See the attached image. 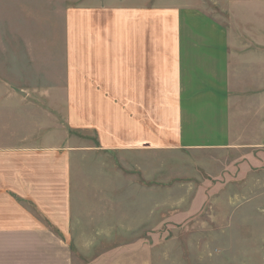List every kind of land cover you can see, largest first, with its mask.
Returning <instances> with one entry per match:
<instances>
[{
  "label": "crops",
  "instance_id": "0c3cea01",
  "mask_svg": "<svg viewBox=\"0 0 264 264\" xmlns=\"http://www.w3.org/2000/svg\"><path fill=\"white\" fill-rule=\"evenodd\" d=\"M239 1L264 0L228 5ZM258 11L250 16L263 18ZM228 16L231 24L256 23L242 13ZM231 27L193 0H0V80L9 79L13 55L29 65L37 63L32 50H49L43 64L50 65V50L58 48L64 78L62 112L46 93L41 121L21 111L16 116L26 122H8V96L0 92V124L38 128L12 146L0 138V193L18 208L0 224L13 225L10 232L55 234L29 203L68 232L72 159L80 151L128 157L229 147Z\"/></svg>",
  "mask_w": 264,
  "mask_h": 264
},
{
  "label": "rangeland",
  "instance_id": "374dc122",
  "mask_svg": "<svg viewBox=\"0 0 264 264\" xmlns=\"http://www.w3.org/2000/svg\"><path fill=\"white\" fill-rule=\"evenodd\" d=\"M194 1L232 26V144L128 157L77 151L70 230L61 232L27 203L55 234L10 232L13 225L0 224V264H264V47L256 42L264 43V17L250 16L252 9L263 12L264 1ZM228 11L256 23L231 24ZM48 51L32 50L37 63L29 65L9 58V79L0 80L8 122H26L16 116L21 111L41 121L49 104L62 112V49L50 50L56 57L45 65ZM37 129L0 124V138L12 146ZM2 195L0 222L6 223L18 208L3 195L13 207L6 210Z\"/></svg>",
  "mask_w": 264,
  "mask_h": 264
}]
</instances>
